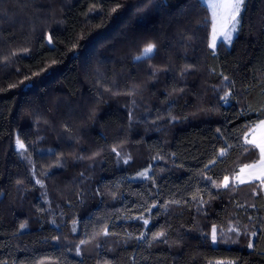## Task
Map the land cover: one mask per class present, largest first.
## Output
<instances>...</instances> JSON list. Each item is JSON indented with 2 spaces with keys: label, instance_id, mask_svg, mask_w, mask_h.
<instances>
[{
  "label": "trees",
  "instance_id": "trees-1",
  "mask_svg": "<svg viewBox=\"0 0 264 264\" xmlns=\"http://www.w3.org/2000/svg\"><path fill=\"white\" fill-rule=\"evenodd\" d=\"M211 28L202 0H0V264H264L259 182L232 181L264 0Z\"/></svg>",
  "mask_w": 264,
  "mask_h": 264
},
{
  "label": "snow or ice",
  "instance_id": "snow-or-ice-1",
  "mask_svg": "<svg viewBox=\"0 0 264 264\" xmlns=\"http://www.w3.org/2000/svg\"><path fill=\"white\" fill-rule=\"evenodd\" d=\"M207 4L208 10L212 15V23H213V44L212 47H215V34L217 30V21L221 22V28H227L228 30L223 33V39L231 42L232 35L237 31V26L239 24V16L245 4V0H212V2H208L205 0ZM230 26V27H229ZM51 39V38H49ZM155 46L149 44L146 46L141 55L136 57L137 60H143L147 58H151L154 52ZM225 100H227V95L225 96ZM243 135L245 137V143L250 146V149L253 152L258 153L254 162L251 164H245L242 168L239 169V173L234 176L235 180H238L239 183H253L259 182L257 187L261 190H264V119H260L258 123L254 125H248L245 127L243 131ZM250 137V138H249ZM20 147H23L19 141H17ZM220 155H224V150H221ZM127 163V160L125 161ZM207 167V165H206ZM141 176H147V170L143 173H140ZM207 179L211 180V177H207ZM39 183V181H38ZM229 178L224 177L223 187L228 188ZM144 224H148V220H144ZM21 227H25V225H21ZM107 234V232H105ZM165 235L163 232L154 233L153 240L161 238ZM255 235V233H253ZM138 239H143V233H141ZM212 243H217V235L216 228L213 227L211 234ZM84 243V241H81ZM253 245L250 243L248 247H252ZM79 251V250H77ZM220 264V262H218Z\"/></svg>",
  "mask_w": 264,
  "mask_h": 264
},
{
  "label": "rangeland",
  "instance_id": "rangeland-1",
  "mask_svg": "<svg viewBox=\"0 0 264 264\" xmlns=\"http://www.w3.org/2000/svg\"><path fill=\"white\" fill-rule=\"evenodd\" d=\"M203 1V3L207 6V4L205 3V0H202ZM208 2H212V0H208ZM211 13V12H210ZM241 14V13H240ZM211 17H212V15H211ZM239 19V18H238ZM230 27V26H229ZM238 27V26H237ZM228 29L227 28H221V22L218 20L217 21V30H216V34H215V44H216V46H217V44L219 43V42H224V43H226V44H229L230 42L229 41H227V40H224L223 39V33L225 32V31H227ZM237 32V31H236ZM236 32H234L233 33V35H232V40H233V38L235 37V35H236ZM231 40V41H232ZM212 44H213V23H212V28H211V41H210V46H211V48H213V49H215L216 48V46L215 47H212ZM16 148H17V150H21L23 147H20L19 145H18V143L16 142ZM232 181H233V183H235V179L233 178L232 179Z\"/></svg>",
  "mask_w": 264,
  "mask_h": 264
},
{
  "label": "crops",
  "instance_id": "crops-1",
  "mask_svg": "<svg viewBox=\"0 0 264 264\" xmlns=\"http://www.w3.org/2000/svg\"><path fill=\"white\" fill-rule=\"evenodd\" d=\"M250 138V137H249ZM236 182H237V185H243V184H241V183H239V181L238 180H236ZM258 182V181H257ZM244 184H247V183H244ZM262 191V193H263V195H264V190H261Z\"/></svg>",
  "mask_w": 264,
  "mask_h": 264
}]
</instances>
